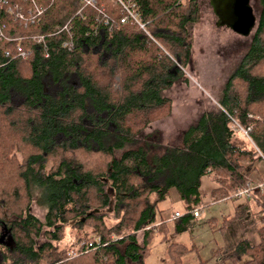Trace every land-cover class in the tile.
I'll list each match as a JSON object with an SVG mask.
<instances>
[{"label":"trees","instance_id":"1","mask_svg":"<svg viewBox=\"0 0 264 264\" xmlns=\"http://www.w3.org/2000/svg\"><path fill=\"white\" fill-rule=\"evenodd\" d=\"M124 1L148 36L118 22L113 0H95L103 18L90 8L74 15L76 0H33L46 11L33 27L3 18L18 36H48L65 19L68 25L45 39L47 57L28 42L21 43L25 60L5 65L0 54V264H142L154 233H165L169 211L157 206L173 191L182 210L174 234L185 232L201 205L204 176L214 185L210 203L232 210L216 232L240 218L258 219L256 244L240 240L213 257L264 264V0L256 2L239 63L215 96L217 108L202 111L175 145L137 138L168 114L163 92L186 83L196 0ZM11 47L0 42V52ZM32 185L42 222L28 214ZM246 188V197H235ZM66 229L72 239L60 247ZM165 252L180 264L185 251L169 245Z\"/></svg>","mask_w":264,"mask_h":264},{"label":"rangeland","instance_id":"2","mask_svg":"<svg viewBox=\"0 0 264 264\" xmlns=\"http://www.w3.org/2000/svg\"><path fill=\"white\" fill-rule=\"evenodd\" d=\"M197 0L198 22L187 27L190 37L191 55L186 69H182L184 81L173 84L171 88L163 92L165 98L170 102L168 114L160 121L152 122L140 133L137 139H158V143L175 145L180 132L206 109H215L217 104L215 96L223 81H226L232 68L239 63L240 56L244 53L251 36L237 37L228 30L214 27V18L211 17L207 6L199 5ZM257 0H251L252 14L257 11ZM205 5V3H203ZM256 17V16H255ZM240 133L239 130H236ZM241 135V133H240ZM117 153L115 154V156ZM259 169H264L261 164ZM264 178V176H263ZM201 180L207 181L208 176ZM201 181V182H203ZM201 205L196 210L198 217L189 222L188 229L178 235L174 234L173 213L182 214L181 203L175 202L173 191L169 192L168 199L157 209H168V216L164 220L165 233H154L149 244V256L143 264H170L165 257V248L170 244L184 245L193 248L192 253L182 257L180 264H230L213 257L217 250L232 247L236 242L244 240L253 245L257 243L254 233L258 225L257 216L240 218L233 225L225 228L220 233L216 232L220 227V218L231 216L232 210L225 204H211L207 196V189L199 187ZM31 204L28 214L36 217L40 222L43 220L44 208L36 203L40 192L33 185L30 186ZM213 218L211 227L205 225V221ZM157 223V221H155ZM71 231L65 230L60 238L59 246L69 245ZM43 237L35 239L36 244H41ZM192 246V247H190ZM244 259V258H243ZM242 259V260H243ZM126 264H129L126 262Z\"/></svg>","mask_w":264,"mask_h":264},{"label":"built area","instance_id":"3","mask_svg":"<svg viewBox=\"0 0 264 264\" xmlns=\"http://www.w3.org/2000/svg\"><path fill=\"white\" fill-rule=\"evenodd\" d=\"M77 6L75 8V14L74 15H80L82 13V9H92L94 10L99 16L104 17L102 10L100 9L99 5H95V0H76ZM22 4L18 5L16 1L14 0H0V42H5V44L11 43L12 47L10 50H2L0 52L1 57L3 59L2 63L9 64L10 61H13L15 59L22 61L27 58L29 55V50L25 46H21V43L28 42L32 44V46H36L41 48V52L43 57H47V53L44 51L45 46V39L51 35L54 34H61L62 32L67 31V22L68 19H65L62 22V25L60 28L54 29L51 33H49L48 36H45L43 34H32L28 33L26 35L18 36L16 33L10 32L12 29H9L8 26L4 23V17L9 16L10 22L17 23L18 25L22 26H35L39 22L40 19H42L43 14L46 12L43 7L37 6L35 3H33V0H22ZM114 4L117 5L122 13V16L118 19V22L121 24L124 23H132L136 26L137 30L141 32V34L148 36V34L145 32V24H143L140 19L138 18L137 13L135 12L133 5L129 2H126L124 0H113ZM67 43H64L63 46H66ZM62 46V47H63ZM235 130H239L241 133V136L244 138L246 137V131H242L238 126L233 125L232 126ZM264 162V159H263ZM256 190L260 189V185L255 187ZM247 189H240L235 192V197H246L248 194ZM193 218L198 217L197 210H194L191 214ZM174 217L177 218L178 215L174 213ZM96 243L98 242L96 239H94ZM89 246L91 243L88 244Z\"/></svg>","mask_w":264,"mask_h":264},{"label":"water","instance_id":"4","mask_svg":"<svg viewBox=\"0 0 264 264\" xmlns=\"http://www.w3.org/2000/svg\"><path fill=\"white\" fill-rule=\"evenodd\" d=\"M247 1L227 0L226 6L220 7L221 18L224 19L220 25L225 26V29L227 28L238 37L251 36L256 24V17L251 14L252 11Z\"/></svg>","mask_w":264,"mask_h":264},{"label":"flooded vegetation","instance_id":"5","mask_svg":"<svg viewBox=\"0 0 264 264\" xmlns=\"http://www.w3.org/2000/svg\"><path fill=\"white\" fill-rule=\"evenodd\" d=\"M199 2V5H202V6H207L208 7V9L210 10V15H211V17L212 18H214V27H216V28H222V29H224V30H228L227 28L225 29V26H222V25H220V23L222 22V21H224V19L223 18H221L222 16H221V10H220V7L222 6V7H224V6H226V4L225 3H227V0H198ZM196 2H197V0H196ZM251 0H248L247 1V3L249 4V7H250V9H251V11H252V8H251ZM203 3H205V5L203 4ZM251 14H252V12H251ZM218 15V16H217ZM226 19V18H225ZM229 31V30H228ZM231 32V31H230ZM233 33V32H232ZM234 34V33H233ZM236 35V34H235ZM238 37V36H237Z\"/></svg>","mask_w":264,"mask_h":264},{"label":"crops","instance_id":"6","mask_svg":"<svg viewBox=\"0 0 264 264\" xmlns=\"http://www.w3.org/2000/svg\"><path fill=\"white\" fill-rule=\"evenodd\" d=\"M184 130V129H183ZM180 134H181V132H180ZM180 134H179V137H180ZM179 137L177 138V141H178V139H179ZM178 143V142H177ZM202 178H200V180H199V182H200V186L199 187H201V185H202V187H204V188H206L207 189V191H208V193H209V191L210 190H212L213 188H214V185L211 183V184H209L207 181H203V180H201ZM201 181H203V182H201ZM208 193H207V196H208ZM198 194H199V192H198ZM200 196V195H199ZM209 197V196H208ZM210 199V198H209ZM175 202H176V200H175ZM176 203H178V202H176ZM221 203V202H220ZM221 204H225V203H221ZM194 210H196V209H194ZM175 213V212H174ZM173 218H174V214H173ZM236 222H237V220H235ZM234 221V222H235ZM233 222V223H234ZM233 223H231V225H233ZM173 224V223H172ZM230 224H228L227 225V227L226 228H228L229 226H231ZM170 245H176V244H170ZM250 245V244H249ZM254 245V244H253ZM176 247H182L183 248V251H185L184 252V254L180 257V260L182 259V257L183 256H185L186 254H188V253H192V251L194 250L193 248H188V247H184V245H176ZM190 247H192V246H190ZM165 251H166V248H165ZM149 256V255H148ZM147 256V257H148ZM165 257L167 258V256H166V252H165ZM168 259V258H167ZM146 260V259H145ZM144 260V261H145ZM169 260V259H168ZM180 260H179V263H180ZM169 263H170V261H168ZM130 264V263H129ZM142 264H143V262H142Z\"/></svg>","mask_w":264,"mask_h":264}]
</instances>
